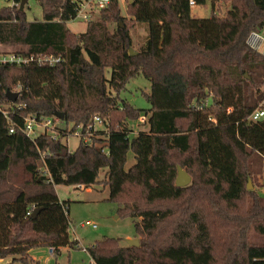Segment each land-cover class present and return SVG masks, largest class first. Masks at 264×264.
I'll list each match as a JSON object with an SVG mask.
<instances>
[{"label": "trees", "instance_id": "16d2710c", "mask_svg": "<svg viewBox=\"0 0 264 264\" xmlns=\"http://www.w3.org/2000/svg\"><path fill=\"white\" fill-rule=\"evenodd\" d=\"M10 1L0 9V47L62 60L0 65V264H29L37 247L58 254L78 246L55 187L96 183L141 238L138 246L96 241L86 248L95 264H264V241L252 235L264 236V197L245 196L244 160L264 157V117L250 119L264 100V54L248 43L264 29V0H230L223 15L210 0L204 18L189 0H132L130 26L110 0L79 34L66 25L78 0H36L42 20L28 18L29 0ZM134 23L148 34L132 55ZM140 75L151 83L148 109L121 97ZM4 110L19 124L32 114L60 125L33 139L11 133ZM142 113L148 130L132 135ZM78 129L93 133L92 144L70 150ZM129 150L135 163L126 169ZM17 164L21 174L12 172ZM178 166L196 180L177 186Z\"/></svg>", "mask_w": 264, "mask_h": 264}, {"label": "rangeland", "instance_id": "374dc122", "mask_svg": "<svg viewBox=\"0 0 264 264\" xmlns=\"http://www.w3.org/2000/svg\"><path fill=\"white\" fill-rule=\"evenodd\" d=\"M132 0H119L121 13L126 18L127 25L132 24V20L127 16L126 6ZM10 0H0V9L5 6H11ZM231 7L230 0H216V14L223 15ZM212 11L211 1L206 0L204 4H197L192 8V14L198 18L210 16ZM93 18L98 10L93 9ZM26 13L30 20L43 19L42 8L36 0H29ZM67 27L75 34L82 33L87 28V21L81 17H77L67 22ZM134 50H139L146 41L148 29L146 24L134 23L130 29ZM264 35V29L261 31ZM264 48V42L260 50ZM10 48L1 46L0 50H8ZM259 50V49H258ZM264 89V86H263ZM151 90V83L143 76H137L132 79L122 92L121 97L129 103L135 105L139 109H148L150 103L147 100L144 92L149 93ZM145 115L142 113L137 121L131 122L134 128V134L138 130H148V125L143 122ZM60 125L57 122L55 126ZM99 128L104 125L97 123ZM70 150H74L79 144V135L74 132L70 134L66 140ZM244 160L248 162L249 172L245 182V196L248 192H253L256 195L264 197V157L256 152H252L249 157ZM135 163V158L132 150L127 154V163L125 168H130ZM244 163V165H247ZM13 173H22V167L17 164L12 169ZM105 179V171L99 175V180ZM196 178L193 175L192 181ZM56 192L61 201H66L69 204V236L72 240H78V246L74 248H62L60 253L51 254L48 247H37L31 252V261L29 264H95L86 248L96 243L102 238L116 237L125 241L126 238H137L140 240L141 236L137 235L133 220L130 216L122 214L118 210V205L109 199V188L101 183H96L91 187L85 188L84 186L76 187L73 185H57ZM89 221L90 224L82 225V222ZM92 224H95L94 227ZM253 237L257 241H264V236L253 232ZM35 255V256H34ZM38 259V260H37ZM5 260L1 259L0 263Z\"/></svg>", "mask_w": 264, "mask_h": 264}, {"label": "built area", "instance_id": "2783aa9c", "mask_svg": "<svg viewBox=\"0 0 264 264\" xmlns=\"http://www.w3.org/2000/svg\"><path fill=\"white\" fill-rule=\"evenodd\" d=\"M110 0H78L77 6V17H81L85 21H90L93 19V9L98 10L106 6ZM191 8L196 7L197 3L195 0H189ZM11 5H14L13 3ZM17 5V4H16ZM264 42V37L261 33L253 31L251 32L248 43L252 48L259 49ZM261 52V51H260ZM62 60V56L57 54H44V55H35L29 54L24 55L20 53H16L13 51H3L0 50V65H11V66H24L30 63H35L38 66H54ZM3 114L7 116V118L11 121L9 131L11 133L16 131L18 128L21 132L29 136L30 138H35L40 134H44L47 132H53V128L56 123L59 122L56 119L54 122L51 118H40L38 119L35 115L28 114L22 117V124L16 123L14 119L8 116L7 112L4 110ZM264 117V100L260 103L259 107L255 109L250 115V119L256 121L260 120ZM146 116L143 117V122H146ZM95 123H100L101 118L99 116L94 117ZM79 135V143L83 141L84 144H92V137L94 136L92 132L82 133L80 129L74 132ZM68 207L65 206V209ZM90 224L89 221L82 222V225ZM94 227L95 224H92ZM51 253L53 251L51 250Z\"/></svg>", "mask_w": 264, "mask_h": 264}, {"label": "water", "instance_id": "95a60500", "mask_svg": "<svg viewBox=\"0 0 264 264\" xmlns=\"http://www.w3.org/2000/svg\"><path fill=\"white\" fill-rule=\"evenodd\" d=\"M27 0H24L23 2H21V7H24L25 5V2ZM137 51L134 50L132 47L130 48V54H136ZM191 176L190 174L184 169L182 168L181 166H178V174H177V178H176V185L177 186H187L191 183ZM126 243L129 245V246H138L139 245V239L137 238H126L125 239Z\"/></svg>", "mask_w": 264, "mask_h": 264}, {"label": "crops", "instance_id": "0c3cea01", "mask_svg": "<svg viewBox=\"0 0 264 264\" xmlns=\"http://www.w3.org/2000/svg\"><path fill=\"white\" fill-rule=\"evenodd\" d=\"M263 37H264V35H263ZM261 51V53H263L264 54V48L262 49V50H260ZM69 204H68V212H70V209H69ZM49 249V248H48ZM49 252L51 253V250L49 249ZM52 254V253H51ZM35 256V255H34ZM38 260V259H37Z\"/></svg>", "mask_w": 264, "mask_h": 264}]
</instances>
